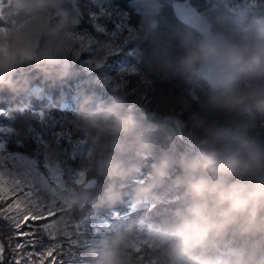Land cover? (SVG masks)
Here are the masks:
<instances>
[{
	"label": "clouds",
	"instance_id": "clouds-1",
	"mask_svg": "<svg viewBox=\"0 0 264 264\" xmlns=\"http://www.w3.org/2000/svg\"><path fill=\"white\" fill-rule=\"evenodd\" d=\"M3 3L0 92L35 95L32 72L52 85L72 78L67 49L79 23L69 7L75 0ZM165 3L136 0L149 45L137 63L186 86V95L158 102L160 112H190L185 148L177 150L174 131L146 124L123 95L81 91L73 98V123L88 141L80 171L92 185L71 187L65 215L124 204L159 214L168 203L160 220L137 212L96 228L83 252L86 264H135L143 241L152 245L155 264H264V140L255 134L264 124V11L215 5L190 30L178 31L160 24ZM198 88L205 95L192 110L189 98ZM61 106L69 107L66 100ZM62 227V219L53 222L55 232Z\"/></svg>",
	"mask_w": 264,
	"mask_h": 264
},
{
	"label": "trees",
	"instance_id": "trees-1",
	"mask_svg": "<svg viewBox=\"0 0 264 264\" xmlns=\"http://www.w3.org/2000/svg\"><path fill=\"white\" fill-rule=\"evenodd\" d=\"M185 3L190 7L194 6L200 14L215 5L233 9L234 12L264 11V3H261V0H166L160 17L161 26L178 31L190 30L191 27L179 20L174 12L176 4ZM69 7L74 8L78 14L79 23L75 31L85 33L92 38L101 35L104 40L106 39L104 34L96 32L91 22L93 14L98 17L96 22L108 31H115L118 23L125 24L127 27L121 30L117 40L121 50L109 56L101 69L92 71H88L82 61L86 58H94L93 53L81 52L79 60H72L70 56L73 77L56 85L45 81L38 72H32L30 74L32 88H39L41 90L39 95L16 96L7 90L0 92V112L11 114L9 117L0 116V128L13 129L12 132H0V143L5 145L4 150L0 151V157L3 158L0 160V172L5 174L4 179L9 181V185L12 179L9 174L14 173L18 177L22 171L20 161L15 159L17 156L35 160L37 170L46 179L49 178V168L58 170L60 183L64 188L76 185L73 177L81 170L87 159L88 146L87 138L73 123L75 119L73 98L81 91L95 92L103 99L113 95H123L126 102L145 118L146 124L162 131H174L177 150L183 151L185 148L183 137L190 128V112L180 107L160 112L158 102L169 95H186L187 88L180 79H163L161 76L149 73L143 65L137 63L139 52H147L149 45L142 39L145 20L136 0H102L101 4H93L91 0H76V3ZM101 8L106 13H110L111 18L101 15ZM128 28L132 29L131 35ZM124 40H127V43H123ZM121 66H135L138 74L126 76L127 83L122 88H116L115 83L105 84L103 81L105 75L113 77L114 81L119 79L117 73ZM205 91L204 88L194 90L196 98H189L192 110H198ZM65 100L69 107L61 106ZM24 106L30 108L31 112H45L46 116L50 117V121L42 123L30 114L19 113L17 109ZM167 116H171L172 120L165 127ZM255 134L260 140H264V124L258 122ZM163 146L161 143L157 150L159 151ZM148 171L149 168H145L144 175H147ZM140 178L142 179L143 176ZM88 179L85 176V180ZM99 183L103 185V179ZM15 199L16 197L13 196L0 203V246L3 249L0 253V264H16L17 260L19 264H86L83 252L89 241L97 235L96 228L101 219L104 223H111L114 216L135 215L131 213L127 204L117 205L112 209L93 210L89 207L82 212L69 215H65L64 210L56 211L55 215L46 218H29L22 222L20 229H16L13 221L6 217H16L17 222H20L27 209L5 211ZM170 199L169 197V202ZM61 206L62 202L58 201L57 207ZM167 206L168 203L163 204L159 214L152 209L139 213L148 217L149 221L160 220ZM32 215L35 216L37 213L33 211ZM61 217L67 222V225L63 222L62 231L57 233L52 228L45 230V225L60 220ZM18 245L22 246L18 247ZM53 245L58 247L53 250L51 256L45 257L43 253ZM142 259L144 264H147L149 256L145 255Z\"/></svg>",
	"mask_w": 264,
	"mask_h": 264
},
{
	"label": "snow or ice",
	"instance_id": "snow-or-ice-1",
	"mask_svg": "<svg viewBox=\"0 0 264 264\" xmlns=\"http://www.w3.org/2000/svg\"><path fill=\"white\" fill-rule=\"evenodd\" d=\"M76 3V0H75ZM93 4H101L102 0H91ZM261 3H264V0H261ZM4 6L3 0H0V9ZM177 9L178 15L185 20L187 23H198L200 20V16L197 13V10L194 7H190L187 3L181 5H175ZM101 15H107L108 18H111L110 13H106L103 8H101ZM98 17L93 14L92 15V23L94 24L95 30L98 33L104 34L106 37L105 40L92 38L90 36H86L85 33L74 31L68 34V37L71 41V46L67 49V54L71 56L72 60H79L81 56V52H90L93 53L94 58L87 59L82 61L88 71H92L93 69H101L104 65L105 61L109 56H112L114 53L119 52L121 50V45L116 44V40L118 39L120 32L122 29L127 26L122 23L116 24L115 31H108L103 25L97 23ZM7 23L4 17L3 11H0V24ZM129 34H132V29H127ZM7 32V28L0 26V34H4ZM86 40V43L84 42ZM123 43H127V40H124ZM115 45V46H114ZM138 74V69L135 66L125 67L121 66L117 76L118 80L114 81L113 77L105 75L103 77V81L105 84L115 83L116 88H122L126 83V76ZM41 90L39 88L34 90L35 95H39ZM21 114H30L31 116L38 118L42 123H48L50 121V117L46 116V113L43 111L40 112H31V109L27 106L20 107L18 110ZM11 114L9 112H0V116L9 117ZM53 123H55L53 121ZM12 132V128L4 129L0 128V132ZM59 135V134H58ZM5 145L0 143V151L4 150ZM3 158L0 157V160ZM15 159L20 161L21 164V173L17 177L14 173L9 175L12 176L11 184L9 185V181L4 179V173L0 172V203H3L7 199L15 196L13 204L9 205L5 211H11L12 209L23 211L27 209V211L22 216V221L17 222L16 217H6L13 221V226L16 229H20L22 227V222L27 221L29 218L31 219H41L46 218V216L55 215L56 211H64L65 205L69 203L68 197L74 195L71 188H64L60 183V176L58 174V170L49 168V178H45V176L37 170L36 161L27 159L24 157H15ZM47 167V165H46ZM76 184L85 185L86 187H90L92 185L91 181L85 180V175L83 171H78L76 175L73 177ZM50 182H55V187L50 186ZM58 201L62 202L61 207H57ZM46 209V213H45ZM150 210L149 207H144L143 209H138L137 207L130 206L131 213L137 212H148ZM35 211L37 215L33 216L32 213ZM20 212H17L19 216ZM124 216H114L113 222L122 219ZM60 219L63 220V217ZM65 225L67 222L63 220ZM111 223H102L97 226V228H105L111 227ZM53 223L45 225V230L48 228H52ZM79 227L78 225L76 226ZM69 233H66L68 235ZM79 233H77L78 235ZM18 235H23V233H18ZM55 238L54 236L52 237ZM143 244L146 247H136L134 249L135 254V264H144L143 256H149V260L147 264H155V261L152 257V245L147 241H143ZM22 245H18L21 247ZM58 247L57 245L50 246L43 255L51 256L53 250ZM2 246H0V253H2ZM150 250V251H149ZM31 255V254H29ZM16 264H19V260L16 261Z\"/></svg>",
	"mask_w": 264,
	"mask_h": 264
},
{
	"label": "water",
	"instance_id": "water-1",
	"mask_svg": "<svg viewBox=\"0 0 264 264\" xmlns=\"http://www.w3.org/2000/svg\"><path fill=\"white\" fill-rule=\"evenodd\" d=\"M191 7H194V6H191ZM194 8H195V7H194ZM195 9H196V8H195ZM196 10H197V9H196ZM174 12H176V16H177V18H178L179 20H181L183 23H185V24H187L189 27H191V25H190L189 23L185 22V20H183V19L180 17V15H178L176 7H174ZM197 13L200 14L199 11H197Z\"/></svg>",
	"mask_w": 264,
	"mask_h": 264
},
{
	"label": "rangeland",
	"instance_id": "rangeland-1",
	"mask_svg": "<svg viewBox=\"0 0 264 264\" xmlns=\"http://www.w3.org/2000/svg\"><path fill=\"white\" fill-rule=\"evenodd\" d=\"M94 38L104 40V37L101 36V35H98V37H94ZM117 40H118V39H117ZM117 40H116V44H118ZM84 42L86 43V40H85ZM114 46H115V45H114ZM87 59H91V58H86L85 60H87ZM114 87H115V86H114ZM50 185H52L53 187L56 186V185H55V182H50Z\"/></svg>",
	"mask_w": 264,
	"mask_h": 264
}]
</instances>
